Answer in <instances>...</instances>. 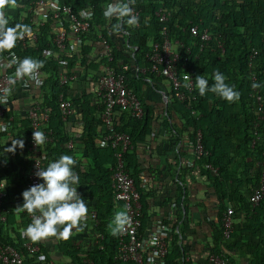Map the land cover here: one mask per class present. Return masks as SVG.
<instances>
[{
	"label": "trees",
	"instance_id": "1",
	"mask_svg": "<svg viewBox=\"0 0 264 264\" xmlns=\"http://www.w3.org/2000/svg\"><path fill=\"white\" fill-rule=\"evenodd\" d=\"M57 1L60 5L70 6L80 19L89 22V29L78 35L80 45H76L77 41L73 44V36L68 34L66 44L76 48L71 52L66 50L69 55L66 72L73 73L72 61H79L78 69L86 68L87 56L98 43L105 54L102 42L106 41L111 47V58L105 54L103 63L123 75L125 84L141 103L143 113L139 118L120 107L114 109L113 116L115 129L127 133L133 144L132 149L123 153V161L139 194L142 228L147 224V200L152 193L138 168L137 145L145 143L153 134V125L162 114L163 119L172 123L168 132L176 139L185 137L195 145L196 133H201L202 153L194 156L192 165L180 163L175 175V181L182 184L180 196L188 218H183L179 225L180 216L173 222L164 221L170 223L168 226L172 231L167 260L171 264H207V255L214 253L233 264H264V193L256 206L250 201L254 190L264 183V0H122L138 12V26L128 25L129 17L104 16L106 6L115 0ZM33 2L17 0L15 6H7L4 11L8 26L23 24L31 28L28 9ZM158 10L166 14V20H159ZM193 26L197 30L195 35L190 32ZM163 28L171 41L181 43L178 69L180 73L189 72L195 86L185 102L176 100L170 89L166 93V107L157 110L142 97V87L152 83L155 88V83L166 80L151 71L148 60L152 43L163 38ZM204 31L208 34L206 40L201 38ZM117 35L124 39L123 43H117ZM51 39L48 21L38 27L34 42L25 46L16 43L13 49L3 53L14 51L21 60L28 56L44 62L40 70L45 72L46 78L40 98L49 107L48 125L53 133L52 141L43 147L44 168L61 155L73 156L77 161L73 171L80 178L77 191L96 216L94 220L87 215L82 222L83 230L78 231L80 234L74 235L72 231L66 240L56 237L54 249L60 252L61 262L55 263L40 241L31 240L39 245V252L35 254L23 247L22 233L31 221L29 213L17 206H22V192L28 189L31 161L26 141L31 128L26 118L11 111L6 116L13 115L18 126L0 133V182L6 183L0 209L4 216V220L0 219V244L17 249L22 264H130L116 258L117 235H112L108 227L121 205L115 201L110 186L115 149L103 143L100 104L91 108L90 102L82 98L70 100L66 96L69 83L59 85L60 67L52 56L44 54L53 49ZM216 71L226 76V83L235 85L240 92L238 101L228 102L212 92L204 96L199 94L195 77L203 75L211 85ZM254 82L261 87L253 88ZM61 93L66 100L81 104L72 123H79L78 128L71 126L70 130L68 123L72 121L62 119L58 109ZM174 118L178 123L172 122ZM71 131H76L77 135L72 137ZM15 139H23L24 148L17 146L14 153L8 152L11 140ZM76 140L81 144L75 145ZM70 141L71 147L68 146ZM98 141H101L100 145ZM78 145L79 149H84L82 158L76 156ZM206 164L216 172L208 169ZM192 176L207 183L213 190L216 204L211 208V216L204 219L208 231L204 254L199 256L188 250L182 241L184 235L196 234L195 225L189 222V190L192 184L196 185ZM197 206L203 205L198 202ZM228 208L232 209L233 222L229 237L225 238L223 217ZM96 234L101 237H95ZM185 252L189 253L187 260L184 259Z\"/></svg>",
	"mask_w": 264,
	"mask_h": 264
},
{
	"label": "built area",
	"instance_id": "2",
	"mask_svg": "<svg viewBox=\"0 0 264 264\" xmlns=\"http://www.w3.org/2000/svg\"><path fill=\"white\" fill-rule=\"evenodd\" d=\"M28 12L32 30L31 35L26 34L23 39H18L16 43L25 46L34 42L38 27L50 21L53 49L44 51V54L52 56L59 65L58 82L60 86L74 80L75 75L66 72L69 58L66 50L71 52L76 47L74 46V49L68 47L66 44L67 37L68 34H71L73 36V44L77 41L76 45H80L78 35L89 29V22L80 19L70 6L60 5L57 0H34ZM133 14L137 16L138 12L133 9ZM156 15L160 21L166 20V14L161 10H158ZM190 32L194 35L197 34L196 26L191 27ZM201 38L204 40L208 39L207 31L203 32ZM102 44L106 56L110 59V45L106 41H103ZM174 45L177 46V50L173 49ZM180 46V42H173L167 37L166 29L163 28V38L152 43L148 53V60L151 64V71L167 80L173 97L178 101L185 102L187 94L192 92L195 84L189 72H179L180 57L178 48ZM14 57L19 59L14 51L0 53V88L8 87L7 78L15 72L16 65L11 63ZM45 78V72L39 69L35 80H30L27 77L24 80H18L12 95L8 98V103L6 105L0 104V123L7 124V131L18 126V123L14 121L13 115L6 116L8 112H16L20 117L26 118L30 122L31 132L26 141V148L31 161L28 188L34 184L41 183L42 179L37 177L35 173L38 168H44V145L39 147L34 143L32 139L33 131H43L47 137L46 143L52 141L53 133L48 125L49 107L40 98ZM95 93L101 107L100 121L103 130V143L109 144L115 149V163L111 167L110 186L113 189L115 201L122 206L123 211L130 217V223L125 226L123 232L117 235L118 248L116 258L130 264H171L167 260L169 248L167 227L160 223L154 227L142 228L139 194L135 189L133 178L125 169L123 161V153L128 149H132L133 144L127 133L116 130L114 126L113 113L116 107L127 109L132 116L139 118L143 113L141 103L134 91L125 84L123 75L116 73L109 65H105L103 70L99 72ZM75 108L74 103L66 100L63 93L59 95L58 109L63 120L68 119ZM7 131H0V133ZM68 146H72L71 141ZM193 150L195 155L202 153L201 133L199 131L195 136ZM192 164L193 161H190L188 165ZM206 167L216 172V169L211 165L206 164ZM4 184L3 181L0 182V209L1 199L5 196L6 185L3 188ZM263 193L264 183L261 182L260 186L251 195L252 206L258 204ZM35 214L39 215V212ZM88 215L95 220L96 213L94 210H90ZM29 218L32 222V214H29ZM0 219L4 220L2 214H0ZM232 222V209L228 208L223 217V236L225 238L229 237ZM72 231L74 235L80 234L75 228ZM22 237V245L29 253L35 254L39 252V245L33 244L31 239L24 235V232ZM95 237H101V235L96 234ZM188 257L189 253L185 252L184 259L187 260ZM0 263L22 264L21 254L11 245L0 244ZM207 264L233 263L217 254L210 253L207 255Z\"/></svg>",
	"mask_w": 264,
	"mask_h": 264
},
{
	"label": "crops",
	"instance_id": "3",
	"mask_svg": "<svg viewBox=\"0 0 264 264\" xmlns=\"http://www.w3.org/2000/svg\"><path fill=\"white\" fill-rule=\"evenodd\" d=\"M117 37H119L117 43L124 42V39L120 35H117ZM101 48V44L98 43L91 49L87 56L88 59L85 62L86 68L83 67L85 70L76 67L79 61H72L75 79L69 82V90L66 93V96H68L70 100L82 98L83 101L90 102L91 108L99 103L95 93L96 80L99 72L102 71L106 65L102 60L105 58V54L103 51H100ZM140 72H142V70H140ZM155 86L154 88L152 83L144 85L142 87V97L147 100L152 107L158 110V108L161 109L166 107V93L169 92L170 88L167 80L155 83ZM74 105L76 108L68 118V120L70 119L72 121L68 123L70 130H72L71 126L75 129L80 125L79 123L72 125L74 115L79 112L78 110H81V104L74 103ZM162 116H164V114H162ZM162 116L160 120L154 123L153 134L147 138L145 143L137 145L136 155L138 168L141 169V174L145 177L144 181L146 180L145 182H147L148 189H151L152 193V197L147 200L149 207L147 209V224L145 228L154 227L160 223L166 226L168 229L167 239L170 245L172 231L168 226L170 223L166 224L164 221L170 222L172 220L173 222L180 216V221H178L179 225L183 218L184 220L188 218L185 216L183 200L180 196L182 184L175 181V175L178 173L180 163L183 165L190 164V161L194 163L195 154L192 143L188 142L185 137L176 139V137H173L172 133L169 134V124L172 123H170L169 120L167 121V119H163ZM172 122L178 123V120L174 118ZM75 132L76 131L72 132V137L77 135ZM77 141L78 140H76L75 145L81 144L79 143L80 141H78V143ZM98 144L100 145L101 141H98ZM78 150H76V156L82 158L85 155L84 149H79L78 145ZM192 178L196 180V185L192 184L189 190L191 194L189 203L191 207L189 222L195 225L196 234L192 236L184 235L182 241L188 250L197 253L196 256H199V254H204V244L208 231L204 219H206L207 216H211L213 210L211 208H214L216 204L213 190L207 183L202 180L198 181L193 176ZM198 202H201L203 206H197ZM117 210L123 211L122 206L117 208ZM40 242L48 249L55 263L62 261L60 252L54 249L56 237H48L40 240ZM207 251L208 250H206L205 253H207Z\"/></svg>",
	"mask_w": 264,
	"mask_h": 264
},
{
	"label": "clouds",
	"instance_id": "4",
	"mask_svg": "<svg viewBox=\"0 0 264 264\" xmlns=\"http://www.w3.org/2000/svg\"><path fill=\"white\" fill-rule=\"evenodd\" d=\"M17 0H0V53L13 49L18 39L31 35V28L28 25L16 24L13 27L8 26L9 21L5 14L7 6H15ZM106 18L113 16L118 18L129 17L127 24L138 26L139 17L133 14V9L122 0H115L106 6L104 11ZM119 28V25L115 26ZM16 65L15 72L8 76V87L0 88V104L6 105L8 98L14 91V86L18 80L29 78L35 80L38 76V70L43 67L42 60L24 57L22 60L13 58L12 62ZM196 87L201 96L212 92L227 100L228 102L238 101L240 92L236 90L235 85L226 83V76L216 71L213 75L214 83L209 85L208 79L203 75H197ZM253 88H259V83H253ZM7 124L0 123V131H7ZM32 139L37 146L44 145L47 137L43 131H33ZM17 146L24 148L23 139L11 140V146L7 148L8 152H15ZM77 163L71 155H61L57 160L48 163L46 168H38L35 175L42 179V183L30 186L22 192L23 204L17 206L32 214V222L24 230V235L32 241H40L48 237H59L68 239L72 230H83L82 222L88 215V206L81 194L77 191L80 185L79 175L73 171V166ZM4 184L3 188L5 187ZM39 212V215L35 213ZM130 223V217L125 211L115 213L113 221L108 225L112 235H118Z\"/></svg>",
	"mask_w": 264,
	"mask_h": 264
},
{
	"label": "rangeland",
	"instance_id": "5",
	"mask_svg": "<svg viewBox=\"0 0 264 264\" xmlns=\"http://www.w3.org/2000/svg\"><path fill=\"white\" fill-rule=\"evenodd\" d=\"M173 49L177 50V46H176V45H174V46H173ZM117 212H118V210H117Z\"/></svg>",
	"mask_w": 264,
	"mask_h": 264
}]
</instances>
